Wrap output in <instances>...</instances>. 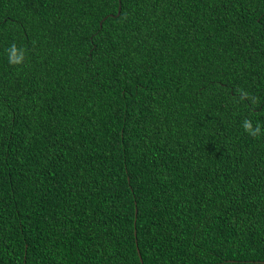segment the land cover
Returning a JSON list of instances; mask_svg holds the SVG:
<instances>
[{"label":"trees","instance_id":"trees-1","mask_svg":"<svg viewBox=\"0 0 264 264\" xmlns=\"http://www.w3.org/2000/svg\"><path fill=\"white\" fill-rule=\"evenodd\" d=\"M0 264H264V0H0Z\"/></svg>","mask_w":264,"mask_h":264},{"label":"clouds","instance_id":"clouds-1","mask_svg":"<svg viewBox=\"0 0 264 264\" xmlns=\"http://www.w3.org/2000/svg\"><path fill=\"white\" fill-rule=\"evenodd\" d=\"M21 59H22V56L17 53V50L15 49V47L10 49V54H9V62L10 63H19ZM243 127H244L245 131L248 132L249 134H252V135L257 134L258 130H254L252 128V125L248 121L244 122Z\"/></svg>","mask_w":264,"mask_h":264},{"label":"water","instance_id":"water-1","mask_svg":"<svg viewBox=\"0 0 264 264\" xmlns=\"http://www.w3.org/2000/svg\"><path fill=\"white\" fill-rule=\"evenodd\" d=\"M119 11H120V8L118 9V13H119ZM137 252H138V249H137ZM141 261V260H140Z\"/></svg>","mask_w":264,"mask_h":264}]
</instances>
